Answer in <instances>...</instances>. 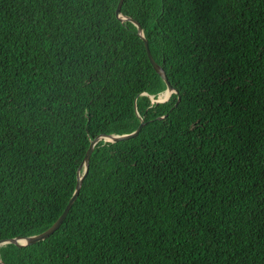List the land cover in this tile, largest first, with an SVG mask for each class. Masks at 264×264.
<instances>
[{
  "label": "trees",
  "instance_id": "trees-1",
  "mask_svg": "<svg viewBox=\"0 0 264 264\" xmlns=\"http://www.w3.org/2000/svg\"><path fill=\"white\" fill-rule=\"evenodd\" d=\"M0 0L3 264H264V0ZM84 169L81 170V175Z\"/></svg>",
  "mask_w": 264,
  "mask_h": 264
},
{
  "label": "water",
  "instance_id": "water-1",
  "mask_svg": "<svg viewBox=\"0 0 264 264\" xmlns=\"http://www.w3.org/2000/svg\"><path fill=\"white\" fill-rule=\"evenodd\" d=\"M125 0H120L118 7L116 9V15L118 18H121L124 21H129L132 22L138 29V35L140 36V38L144 41L145 43V47H146V51H147V56L150 60V63L152 64L154 70L162 77V79L166 82L167 84V90L165 91V93L169 92L172 94L175 93V90L172 88V86L170 85V83L168 82L167 76L164 72V70L155 62V60L153 59L150 49H149V45H148V41L144 38V34H143V29L142 27L138 24V22L127 18V17H123L120 15L121 12V8L122 5L124 3ZM170 95V97H171ZM170 97L167 101H159L158 99L155 100L154 97H151V99L153 100L154 103H165L168 102L170 100ZM144 126V123H141L139 128L131 133V134H125V135H121V136H105V137H98L95 140H93L91 142V145L86 153V156L84 158V161L82 163V166L80 167L79 171H78V177H77V184H76V189H75V193L73 195V197L71 198V200L69 201L65 211L63 212L62 216L57 220V222L50 228L48 229L46 232L39 234V235H35V236H31V237H27V238H15L9 241H1L0 242V247L8 245V244H13L19 248H23V247H27V246H31L34 244H37L39 242H43L45 241L47 238H49L50 236H52L63 224V222L65 221L66 217L68 216L72 206L74 205L75 201L77 200L80 190H81V186H82V182H83V178L86 175V173L88 172V168H89V162H90V158L93 154L94 148L95 146L100 142V140L103 138L106 142H111V143H117V142H123V141H128L131 140L133 138H135L141 131L142 127ZM84 169V174L81 175V170ZM0 264H3L0 262Z\"/></svg>",
  "mask_w": 264,
  "mask_h": 264
},
{
  "label": "bare ground",
  "instance_id": "bare-ground-1",
  "mask_svg": "<svg viewBox=\"0 0 264 264\" xmlns=\"http://www.w3.org/2000/svg\"><path fill=\"white\" fill-rule=\"evenodd\" d=\"M171 93L167 92V93H164V94H161L159 96V101H167L170 97Z\"/></svg>",
  "mask_w": 264,
  "mask_h": 264
},
{
  "label": "clouds",
  "instance_id": "clouds-1",
  "mask_svg": "<svg viewBox=\"0 0 264 264\" xmlns=\"http://www.w3.org/2000/svg\"><path fill=\"white\" fill-rule=\"evenodd\" d=\"M164 93H165V92H163L162 94H164ZM160 95H161V94H160ZM160 95H159V96H160ZM159 96H158V98H159ZM158 98H157V99H158ZM157 99H155V100H157Z\"/></svg>",
  "mask_w": 264,
  "mask_h": 264
},
{
  "label": "rangeland",
  "instance_id": "rangeland-1",
  "mask_svg": "<svg viewBox=\"0 0 264 264\" xmlns=\"http://www.w3.org/2000/svg\"><path fill=\"white\" fill-rule=\"evenodd\" d=\"M158 100H159V98H158Z\"/></svg>",
  "mask_w": 264,
  "mask_h": 264
}]
</instances>
